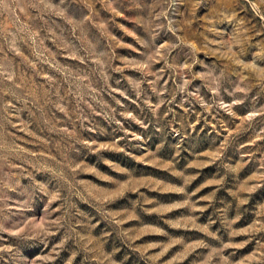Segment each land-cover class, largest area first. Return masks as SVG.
<instances>
[{"label": "rangeland", "instance_id": "rangeland-1", "mask_svg": "<svg viewBox=\"0 0 264 264\" xmlns=\"http://www.w3.org/2000/svg\"><path fill=\"white\" fill-rule=\"evenodd\" d=\"M0 264H264V0H0Z\"/></svg>", "mask_w": 264, "mask_h": 264}]
</instances>
